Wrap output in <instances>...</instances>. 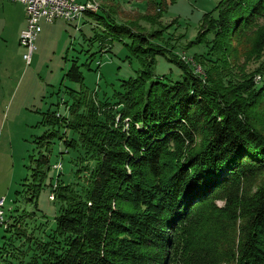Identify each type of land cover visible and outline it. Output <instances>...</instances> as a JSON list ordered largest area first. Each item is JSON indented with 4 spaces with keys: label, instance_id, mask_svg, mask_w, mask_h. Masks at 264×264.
Returning a JSON list of instances; mask_svg holds the SVG:
<instances>
[{
    "label": "trees",
    "instance_id": "1",
    "mask_svg": "<svg viewBox=\"0 0 264 264\" xmlns=\"http://www.w3.org/2000/svg\"><path fill=\"white\" fill-rule=\"evenodd\" d=\"M146 2L154 13L138 19L158 25L162 5ZM216 5V17L202 18L195 39L216 58L198 61L202 75L158 44L160 30L146 34L134 22L117 23V3L87 13L104 28L94 39L102 47L128 39L142 69L106 101L70 90L68 119L45 114L42 124L52 130L38 146L47 151L60 139L82 151L75 170L80 189L56 185L61 206L46 242L27 236L23 216L10 217L4 230L30 244L28 264H264V85L255 91L252 76L237 81L232 71L234 44L243 38L251 52L264 54V0ZM158 57L175 65L181 79L155 78ZM255 72L264 73V55ZM64 78L82 84L76 61ZM62 127L77 138L66 140ZM50 168L49 156L40 154L27 190L36 211Z\"/></svg>",
    "mask_w": 264,
    "mask_h": 264
},
{
    "label": "rangeland",
    "instance_id": "2",
    "mask_svg": "<svg viewBox=\"0 0 264 264\" xmlns=\"http://www.w3.org/2000/svg\"><path fill=\"white\" fill-rule=\"evenodd\" d=\"M109 1L119 6V13L114 17L117 23L134 22L139 31L146 34L160 30L162 40L158 44L170 49L178 60L189 66L192 73L203 74L199 60L216 59L209 54L207 44H195V39L201 31L202 18L206 14L216 17L215 8L220 0H154L163 7L161 21L155 26L138 19L139 15L154 13L149 11L146 0H94L99 8ZM7 2L13 4L7 29L2 27L5 18L0 19V198L5 199L8 225L12 215H21L24 218L21 227L27 236L46 242L61 206V202L54 199L56 185H72L80 189L75 184L78 183L75 170L80 167L79 159L83 155L82 151L66 149L60 139L51 141L47 151L46 145L38 146V138L52 130L42 124L45 114L56 112L68 119L70 90L83 88L88 98L94 97L97 102L106 101L113 91L119 89L123 80L135 78L142 68L127 46L130 44L128 39L113 41L110 47H102L94 39L96 35L104 34V28L92 16H86L81 24L62 20L41 24L42 31L35 38L31 63L26 66L22 59L24 50L18 43L19 28L26 15L21 3L14 0ZM259 23L260 30H264V20ZM211 38L209 35L208 41ZM234 47L236 51L232 63L236 68L232 70L233 80L242 81L244 76H252L251 84L258 91L264 85V73L255 71L264 54L251 52L248 37ZM73 61L80 66L82 84L64 78ZM155 61V78L181 79V72L165 58L158 57ZM59 134L66 140L77 138L64 127L60 128ZM40 154L49 156L51 168L36 198V211L34 204L27 201V190ZM88 163L92 166L91 162ZM53 165H60V168L54 169ZM35 211L36 217L27 218V213ZM29 245L13 231L6 232L1 227L0 264H28L33 252L28 249Z\"/></svg>",
    "mask_w": 264,
    "mask_h": 264
},
{
    "label": "built area",
    "instance_id": "3",
    "mask_svg": "<svg viewBox=\"0 0 264 264\" xmlns=\"http://www.w3.org/2000/svg\"><path fill=\"white\" fill-rule=\"evenodd\" d=\"M13 1V0H11ZM21 3L26 12V26L19 35V46L24 50L22 59L29 66L35 50V38L41 33L42 23L65 21L78 23L87 13H97L99 6L94 0H14ZM59 169L60 165H53ZM8 226L7 213L5 211V199L0 198V228Z\"/></svg>",
    "mask_w": 264,
    "mask_h": 264
},
{
    "label": "crops",
    "instance_id": "4",
    "mask_svg": "<svg viewBox=\"0 0 264 264\" xmlns=\"http://www.w3.org/2000/svg\"><path fill=\"white\" fill-rule=\"evenodd\" d=\"M10 1V0H9ZM79 1H85V0H79ZM13 4L12 3H8L7 2V0H0V19L2 18V17H4L5 18V21H3V30L4 29H7L8 28V18H10V17H12V14L10 13V9L11 8H13V6H12ZM21 5V4H20ZM22 6V8H23V10H24V14L26 15V12H25V8H24V6L23 5H21ZM86 16H89L88 14H85L80 20H79V22L77 23V24H81V23H83L84 21H85V17ZM2 20V19H1ZM0 20V21H1ZM42 24H44V23H42ZM25 26H26V18L24 17L23 18V20H22V23H21V28H19V34H18V39H19V35H20V33H21V31L25 28ZM42 26V25H41ZM42 31V30H41ZM18 43H19V40H18Z\"/></svg>",
    "mask_w": 264,
    "mask_h": 264
}]
</instances>
